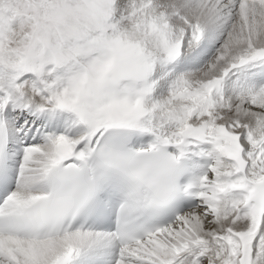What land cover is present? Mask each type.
<instances>
[{
    "label": "snow or ice",
    "instance_id": "1",
    "mask_svg": "<svg viewBox=\"0 0 264 264\" xmlns=\"http://www.w3.org/2000/svg\"><path fill=\"white\" fill-rule=\"evenodd\" d=\"M0 264H264V0H0Z\"/></svg>",
    "mask_w": 264,
    "mask_h": 264
}]
</instances>
